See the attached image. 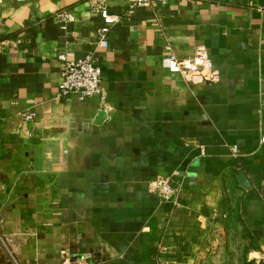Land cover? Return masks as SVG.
Instances as JSON below:
<instances>
[{
	"label": "crops",
	"instance_id": "crops-1",
	"mask_svg": "<svg viewBox=\"0 0 264 264\" xmlns=\"http://www.w3.org/2000/svg\"><path fill=\"white\" fill-rule=\"evenodd\" d=\"M98 6L118 16L106 45ZM0 43V264L264 252V0H2ZM199 46L215 81L163 65ZM88 54L101 94L59 97L60 55Z\"/></svg>",
	"mask_w": 264,
	"mask_h": 264
},
{
	"label": "built area",
	"instance_id": "built-area-1",
	"mask_svg": "<svg viewBox=\"0 0 264 264\" xmlns=\"http://www.w3.org/2000/svg\"><path fill=\"white\" fill-rule=\"evenodd\" d=\"M2 0H0L1 2ZM150 1H167V0H135L137 5H145ZM104 25L99 28L98 34L101 45H106L108 41V32L110 26L118 20V16L109 12L105 6H98ZM62 21L73 19L72 14L67 10H62L58 14ZM1 46V43H0ZM61 81L59 84L58 96L69 97L76 94L79 99H85L101 94V83L103 80L101 68L92 62L91 55L84 58L71 59L60 55ZM163 65L172 72L180 73L189 78H201L204 80H216V73L213 69L212 61L204 46H199L192 56L179 58L176 55H170L163 59ZM104 99V96H102ZM33 113L27 115L32 119ZM151 191L157 193L161 200L171 201L175 191L173 181L166 177L156 178L149 182ZM59 264H91L89 260L82 255H72L65 251ZM252 264H264V252L257 258H254Z\"/></svg>",
	"mask_w": 264,
	"mask_h": 264
}]
</instances>
